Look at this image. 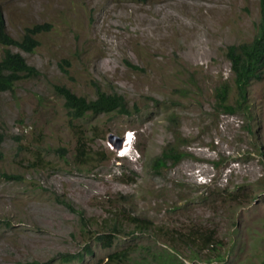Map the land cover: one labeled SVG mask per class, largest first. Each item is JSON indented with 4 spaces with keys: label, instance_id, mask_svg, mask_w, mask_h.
<instances>
[{
    "label": "rangeland",
    "instance_id": "obj_1",
    "mask_svg": "<svg viewBox=\"0 0 264 264\" xmlns=\"http://www.w3.org/2000/svg\"><path fill=\"white\" fill-rule=\"evenodd\" d=\"M0 9L16 38L50 25L32 51L10 46L38 73L0 91V264H95L123 249L116 264L153 254L264 264V66L248 86L251 119L222 112L215 97L232 83L227 46L258 30L260 0H0ZM56 85L122 92L129 112L70 117ZM125 133L131 149L129 140L117 149ZM171 144L184 155L153 168ZM114 215L120 231L106 245L96 236ZM131 216L151 228L135 230ZM188 232L194 241L181 242ZM207 233L216 248L200 245Z\"/></svg>",
    "mask_w": 264,
    "mask_h": 264
},
{
    "label": "trees",
    "instance_id": "obj_2",
    "mask_svg": "<svg viewBox=\"0 0 264 264\" xmlns=\"http://www.w3.org/2000/svg\"><path fill=\"white\" fill-rule=\"evenodd\" d=\"M50 27L48 22L36 23L32 26H25L23 33L19 38L11 36L5 29L4 18L0 9V91L11 89L14 81L18 80L21 75L37 74L38 70L27 63L24 56L19 51L10 49V46H15L21 50L32 51L38 44L35 35L39 32L46 31ZM257 32L249 41L239 43L237 45H228L226 55L230 61L232 83L229 80L222 82L215 89L216 103L222 112L232 114L234 112L243 111L245 117H250V105L248 103V86L252 80L255 79L261 72L264 66V0H260V19L257 27ZM234 85L235 97L230 101L228 99V92L230 86ZM57 91L61 93L64 99V105L70 117H82L86 113L93 114L101 112H129L127 99L122 92L115 90H100L96 89V94L92 97L76 94L65 85H56ZM244 126L247 131L252 135V124L246 121ZM256 126V124H255ZM254 126V128H255ZM179 138V137H178ZM177 138V139H178ZM182 138H180L181 140ZM84 141L77 138L75 145L78 154H86L82 149ZM1 155V152H0ZM184 155V151L178 149L173 144L164 148L159 155L154 157L152 161L153 168H159L164 165L165 159H170L171 163H176L179 158ZM219 161L214 160L213 163L217 164ZM62 202V199L60 200ZM121 220L114 215L111 221H107V226H103L102 231L96 236L106 245L111 243L112 235L120 231ZM130 224L133 225L135 230H148L151 228L152 223L148 219L138 218L131 216L129 218ZM97 231V230H96ZM212 233V232H208ZM201 236L202 248H216L211 234ZM189 239L194 241V236L191 232L185 233L180 236V241L189 244ZM215 243V245H216ZM164 250L168 251L166 247ZM72 257L81 259L83 253H77ZM129 252L126 249L114 251L107 255V259H101L100 262L95 264H116L118 261L127 259ZM161 259V260H160ZM172 259H166L165 254L152 255L148 259L140 260L137 264H172Z\"/></svg>",
    "mask_w": 264,
    "mask_h": 264
},
{
    "label": "water",
    "instance_id": "obj_3",
    "mask_svg": "<svg viewBox=\"0 0 264 264\" xmlns=\"http://www.w3.org/2000/svg\"><path fill=\"white\" fill-rule=\"evenodd\" d=\"M108 140L112 143V144H115L116 142H120L122 140V138H117V137H112L111 135H108ZM118 148L120 147V144H118Z\"/></svg>",
    "mask_w": 264,
    "mask_h": 264
},
{
    "label": "clouds",
    "instance_id": "obj_4",
    "mask_svg": "<svg viewBox=\"0 0 264 264\" xmlns=\"http://www.w3.org/2000/svg\"><path fill=\"white\" fill-rule=\"evenodd\" d=\"M126 136H128V138ZM124 137H126V142H128V140H129V144H128L127 150H130L131 149V140H130L131 139V135H128L127 133H125Z\"/></svg>",
    "mask_w": 264,
    "mask_h": 264
},
{
    "label": "bare ground",
    "instance_id": "obj_5",
    "mask_svg": "<svg viewBox=\"0 0 264 264\" xmlns=\"http://www.w3.org/2000/svg\"><path fill=\"white\" fill-rule=\"evenodd\" d=\"M125 140H126V137L123 136V141L121 140V141H122V146H120V147H124ZM130 140H131V139H130ZM127 144H129V143H127ZM120 147H119V148H120ZM127 147H128V146H127Z\"/></svg>",
    "mask_w": 264,
    "mask_h": 264
}]
</instances>
